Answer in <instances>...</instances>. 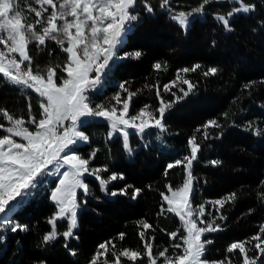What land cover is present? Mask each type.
Masks as SVG:
<instances>
[{"label": "trees", "instance_id": "obj_1", "mask_svg": "<svg viewBox=\"0 0 264 264\" xmlns=\"http://www.w3.org/2000/svg\"><path fill=\"white\" fill-rule=\"evenodd\" d=\"M149 2L154 8L153 13H146L143 4L141 10L137 9L138 19L141 18L133 22L134 27L127 32L119 53L139 50L142 56L117 62L108 74L110 81L106 88L92 95V104L106 106L110 101L104 100V96L107 97L108 90H117V87L123 96H128V92L135 93L130 100V113L135 115L145 105L149 106V111L155 112L162 97L172 105L165 113L166 130L161 132L151 128L143 136L130 133L129 152L124 148L121 135L109 138L108 123L94 124L91 119L82 127L89 142L79 150L85 158L97 150L91 167H107L109 172L101 173L103 177L107 178L112 172L124 175L123 180L109 185L110 191L132 185L141 189V193L136 199L131 198L132 189L127 196H111L100 190L94 177L87 178L90 191L85 198L87 203H82L78 212V228L75 230L79 238L68 242L76 252L73 256L63 247L62 238L43 242V236L50 231L47 221L56 211L50 201L55 182L40 181L9 217L13 223L26 225L28 230L12 233L0 225V264H39L41 260L47 264H89L97 246L108 240L116 244L117 251L141 252L137 261L122 257L121 264H148L144 255L145 241L139 236L145 231L140 221L153 226L146 230V239L154 237V256L165 248L168 256L180 255V249L172 247L179 239L173 240L168 234L177 230L182 233L183 229L178 217L166 211L161 193H169L166 185L176 189L183 184L186 173L182 165L169 170L167 176L164 172L168 163L190 155L188 140L193 135L201 149L193 162L196 179L192 206L203 204L206 221L215 220L221 227L220 231L205 234L213 241L206 246L205 256L208 260L230 256L232 264H242L238 250L234 255L228 254L227 246L235 241L248 240L264 225V183H261L264 181V0H251L257 5L256 10L237 14L231 21V32L225 31L214 18V14H226L235 6L227 0L214 2L206 6L204 13L194 14L189 18L187 29H182L171 19L168 10L159 6L162 0ZM200 2L171 0V6L176 11H190ZM56 50L54 47L50 50V57L56 55ZM156 62L166 67L156 70ZM197 63L201 69L186 74L195 85L187 97L177 100L183 95L181 88L187 90V85L179 81L171 92L164 91V85L176 80L179 69L191 68ZM210 67H216L218 72L205 77L203 72ZM121 84L125 85L127 92L120 90ZM246 84L251 87L245 88ZM158 88L161 97L156 94ZM28 94L0 77V108L27 120ZM32 109L36 114L35 106ZM223 113H228V117ZM211 119L218 120L223 128H210L209 138L204 139L202 132L196 130ZM0 123L7 125L2 116ZM249 123L253 125L251 129L247 127ZM212 160L222 163L213 166L209 163ZM231 193L237 194L236 200L226 203L217 213L218 206L214 207L210 202ZM220 215L226 219L221 220ZM66 227V221L57 224L58 232H63ZM120 233L124 234L123 240L118 239ZM246 247L252 248L253 245ZM248 254L253 258L257 256L255 250ZM158 261L162 263L163 258ZM257 264H264V256L257 260Z\"/></svg>", "mask_w": 264, "mask_h": 264}, {"label": "snow or ice", "instance_id": "obj_2", "mask_svg": "<svg viewBox=\"0 0 264 264\" xmlns=\"http://www.w3.org/2000/svg\"><path fill=\"white\" fill-rule=\"evenodd\" d=\"M141 2L146 13H153L154 8L149 0H34L39 7L27 4V12L34 13L36 18L34 23H29L19 0H0V46H2L0 77L9 84L34 91L39 97L40 108L39 116H36L33 114L32 104L29 103L27 121L23 116L16 117L7 109L0 108V116L8 125L0 123V130L4 133L0 135V225L12 233L28 229L26 225L13 223L8 217V212L13 211L16 204L23 201L40 179L47 175L54 174L59 180L50 194L56 211L47 221L50 231L43 236V242L49 243L62 238L63 247L73 256L76 252L68 242L79 238L75 231L78 228V209L82 203H87L86 200L78 199V190H82L84 196L89 194V184L86 183L89 176L98 181L101 191L111 196H127L129 189H132L131 198L136 199L141 193V189L133 188L132 185L110 191L109 185L123 180L124 175L112 172L107 178L103 177L101 173L109 172L107 167H91L97 150H93L85 158L78 149L80 143L89 142V137L80 130L89 118H102L107 121L110 126L109 138L115 134L121 135L124 148L129 152L131 151L128 143L130 129L141 136L151 128L159 129L161 132L166 130L165 113L172 105L163 100L159 88L156 94L161 97L160 106L155 112L149 111V106L145 105L135 115L129 114L130 100L135 93L128 92L127 98L123 100L117 93L113 97L116 104L112 106L93 105L89 97V92L97 89L101 84V79L106 74V69L110 67L111 61L128 57L138 59L142 56L139 50L125 52L123 57L119 54L124 36L129 31V25L138 19L137 5ZM214 2H223V0H201L198 6L190 11L174 10L171 0H162L159 6L167 9L171 19L182 29H187L189 18L194 14L204 13L206 6ZM227 2L235 6L226 14H214V18L221 23L225 31L229 32L233 31L231 21L237 14L252 13L257 7L251 0H227ZM49 40L55 41L61 51L67 54L65 62L63 65L49 64L44 69L39 64L34 66L33 58L29 54V45L35 43L38 50H43L46 41ZM48 55L51 56L52 53L49 51ZM162 67L166 65L162 66L160 62L154 64L156 70ZM199 69L201 65L198 63L191 68L179 69L176 80L171 81L170 85H164V91L171 92L172 87H175L179 81L187 85V90L181 88L183 95L177 97V100L187 97L195 89V85L186 78V74ZM217 72L216 67H210L203 72V75L207 77L216 75ZM180 73L185 75L182 76ZM244 87L250 88L251 84H246ZM120 88L125 92L128 91L124 84H121ZM118 105L120 107H117ZM228 115L223 113L224 117ZM33 125L34 130H30L29 126ZM247 127L251 129L253 125L249 123ZM210 128L222 129L223 125L218 120L211 119L196 131L202 132L204 139H208ZM256 134L259 135L260 132L257 131ZM188 144L190 155L168 163L164 172L167 176L169 170L182 165L186 173L183 184L176 189L166 185L171 195L161 193L163 201L168 205L166 211L175 213L182 223V233L177 230L168 234L171 239H180L183 242L182 245H172L173 248H182L183 254L175 257L176 264H232L230 256L220 260H208L205 256L206 246L213 243L205 234L220 231L221 227L215 223V220L206 221L203 204L195 208L192 206L196 179L192 171L193 162L198 158L201 145L195 135L189 138ZM209 163L216 166L222 162L212 160ZM236 198L237 194L231 193L210 203L214 207L218 206L216 212L219 213L226 203L235 201ZM219 218L226 219L223 215ZM60 221L67 223L63 232L57 230ZM139 223L145 230L141 231L139 236L145 241L144 255L148 264H157L161 258L163 264H172V257L166 255L167 248L159 251L158 255H153L154 237L146 239V230L153 226L146 221ZM202 236H205V239L202 240ZM118 239L123 240L124 234L120 233ZM246 245L253 247L249 248ZM262 245H264V225H261L259 231L248 240L230 243L226 252L234 255L238 250L242 256V264H257V260L264 256ZM116 247L112 240L100 243L89 264H121L122 257L133 262L141 257L139 251L129 249L117 251ZM253 250L257 252L255 258L248 254ZM101 257H104L102 261ZM109 257L112 258L111 261ZM39 264H47V261L41 260Z\"/></svg>", "mask_w": 264, "mask_h": 264}, {"label": "rangeland", "instance_id": "obj_3", "mask_svg": "<svg viewBox=\"0 0 264 264\" xmlns=\"http://www.w3.org/2000/svg\"><path fill=\"white\" fill-rule=\"evenodd\" d=\"M19 3H20V7H21V9L23 10V14L27 17V20H28V22L29 23H34L35 22V14L34 13H29V12H27V4H31V6L32 7H36V8H38L39 6L38 5H36L35 3H34V0H19ZM142 2L141 3H139L138 5H137V9H139V10H141V8H142ZM137 14L139 15V13H138V10H137ZM45 15H47V14H45ZM141 18V17H140ZM139 18V19H140ZM139 19H137V21L139 20ZM136 21V22H137ZM134 23H135V21H134ZM134 26H133V22L129 25V30L130 29H132ZM37 28H38V30H39V26H37ZM150 37V39H149V41H152V39H151V36H149ZM125 40H126V35L124 36V42H125ZM125 43H123V45H124ZM122 45V46H123ZM67 46V44H65V47ZM121 46V47H122ZM56 48L57 50L56 51H58L57 53H56V55H53V57H50L49 55H48V52L52 49V48ZM0 48H2V46H0ZM29 54L32 56V58H33V64H34V66L36 65V64H39L40 65V67L42 68V69H44V68H46V66H48L49 64H51V65H55V64H57V63H59V64H61V65H63V63L65 62V60H66V57H67V54L66 53H64V52H62L61 51V49H60V47H59V45H57L56 44V42L55 41H46V46H44V48H43V50H38L37 48H36V45H35V43H33V44H30L29 45ZM120 56L121 57H123V55L122 54H120ZM122 59H124V58H121V59H115V60H113V61H111L110 62V67L108 68V69H106V74L102 77V79H101V84L97 87V89H95V90H91L90 92H89V97H90V100H91V102L93 101L92 100V95L94 94V93H96V92H98V91H101L103 88H106V86L108 85V83H109V81H110V78H109V76H108V74H110L111 72H112V68L114 67V65L117 63V62H119L120 60H122ZM66 75V74H65ZM93 75H94V73H93ZM19 87V86H18ZM21 88V87H20ZM22 89V88H21ZM116 89L117 90H108V92L106 93L107 94V97L106 96H104V100H107V101H110L108 104H106V106H112V105H115L116 104V102H115V100L113 99V97L114 96H116L117 95V93H119L120 94V92L118 91V88L116 87ZM23 90H25V91H27V93L29 92V94H28V96H27V98H28V100L27 101H30V103L32 104V107L33 106H35V108H36V114H34V115H36V116H39V112H40V108H39V97H38V95L34 92V91H32L31 89H23ZM120 90H121V88H120ZM120 96H121V99L123 100V99H125V98H127V95L126 96H123V95H121L120 94ZM117 107H120L119 105L117 106ZM131 111L129 110V114L131 115V114H133V112L132 113H130ZM92 119V121H93V123L94 124H96V123H98V124H100L101 122L103 123V124H107L108 122L107 121H105L104 119H102V118H89L88 120H91ZM25 121H27V120H25ZM88 122H90V121H88ZM137 123H139V121H137ZM5 126H8V125H6L5 124ZM87 126V125H86ZM85 126V127H86ZM29 128H30V130H34V125L33 126H29ZM80 130H82V128L80 129ZM129 133H135L134 132V130H129ZM4 134V133H3ZM2 135V134H1ZM17 140H19V138H16ZM84 144H86V143H80L79 145H78V149L80 150V148H82V146L84 145ZM79 153H80V151H79ZM83 157H84V155H83V152H81L80 153ZM90 177V176H89ZM88 177V178H89ZM44 180H46V181H54L55 182V186H56V184L58 183V180H59V177L58 176H56V175H47V176H45V177H42L41 179H40V181H42L43 183H44ZM48 183V182H47ZM180 187V186H179ZM178 187V188H179ZM53 190V189H52ZM52 190L50 191V194H51V192H52ZM29 195H31V191H30V193H29ZM29 195L28 196H26L25 198H24V200L25 199H27L28 197H29ZM167 195H171V193L169 192ZM85 198H86V196H84V195H82V190H78V199L80 200V201H83V200H85ZM19 199V198H18ZM23 200V201H24ZM23 201H21L20 203H22ZM50 201L52 202V200L50 199ZM20 203H18V204H16V206H15V208H17L18 207V205L20 204ZM53 203V202H52ZM166 203V202H165ZM54 204V203H53ZM166 206L168 207V205H167V203H166ZM166 207V208H167ZM15 208H14V210H15ZM79 210H81V207L78 209V212H79ZM172 214H174V215H176L175 213H172ZM10 215H11V211L10 212H8V217H10ZM178 217V216H177ZM178 219H179V217H178ZM179 221H180V219H179ZM180 223H181V221H180ZM181 226H182V223H181ZM183 229V228H182ZM186 234V233H185ZM181 242V243H180ZM177 244H183V242H182V240H180L179 239V241H178V243ZM180 251H181V253H180V255H182L183 253H182V248H180ZM157 264H163V262L162 263H160V261H157ZM172 264H176V261H175V257H172Z\"/></svg>", "mask_w": 264, "mask_h": 264}]
</instances>
